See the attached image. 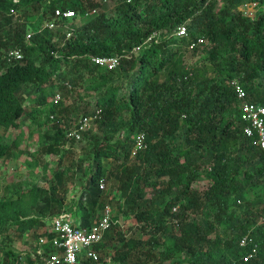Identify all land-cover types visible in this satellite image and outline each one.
I'll list each match as a JSON object with an SVG mask.
<instances>
[{"label": "trees", "instance_id": "trees-1", "mask_svg": "<svg viewBox=\"0 0 264 264\" xmlns=\"http://www.w3.org/2000/svg\"><path fill=\"white\" fill-rule=\"evenodd\" d=\"M250 3L258 5L254 18L239 9ZM106 4L115 5L111 17L101 11ZM52 21L57 25L49 29ZM180 26L187 37L175 36ZM199 38L206 42L189 52ZM12 49L23 59L0 54V162L22 154L16 130L41 116L47 128H40L34 166L49 156L61 165L68 144L82 143L84 157L56 171L50 189L18 184L0 197V264H45L55 250L49 244L44 259L30 254L22 261L10 231L35 238V251L39 229L54 216L78 206L74 227L81 228L106 205L117 209L115 220L136 225L129 237L118 225L105 233L95 247L101 264H108L101 254L116 239L113 264H264V152L244 135L232 85L264 104V0H0V50ZM188 52L196 60L187 65ZM95 57H119L120 65L110 70ZM80 89L94 93L92 111ZM68 97L74 101L67 106ZM89 115L97 116L94 126L82 139L70 138L76 116ZM139 133L148 147L133 158ZM77 176L85 189L66 207L60 189ZM202 181L203 191L194 188ZM255 246L257 256L245 262Z\"/></svg>", "mask_w": 264, "mask_h": 264}, {"label": "built area", "instance_id": "built-area-1", "mask_svg": "<svg viewBox=\"0 0 264 264\" xmlns=\"http://www.w3.org/2000/svg\"><path fill=\"white\" fill-rule=\"evenodd\" d=\"M15 3L18 0H14ZM245 15L250 17H255L258 5L256 3L244 4L239 8ZM97 11L94 9L89 11L86 16L93 15ZM11 14L16 15V11L11 9ZM58 17L63 16V18H73L77 14L73 11L66 12H56ZM56 21L49 22L46 26L49 29H54L56 27ZM158 35H153L147 41L150 43L153 39H156ZM175 36L187 37L188 31L186 26H180L175 31ZM70 37V34L68 35ZM31 38V34L27 36V39ZM205 39L199 38L189 44L188 51L193 52L197 47L204 44ZM0 54L4 56L6 60L18 61L23 59V53L20 49L12 50H0ZM92 61L101 67L107 69H114L120 65L119 57H95ZM232 85L235 88L238 99L240 100V119L243 123L244 135L253 141V145L258 147L262 152H264V104L249 102L247 100V93L245 89L238 84L233 82ZM61 100L60 95H56L54 98V103L57 104ZM97 116H86L81 118L78 123H76V129L69 133L70 138H75L77 140L81 139V133L90 130L94 126ZM134 146L131 151V157L135 158L140 151L146 150L148 145L146 142V136L143 133L136 134L134 136ZM107 186L104 180L100 182V189L106 190ZM176 211V208L174 209ZM114 210L110 205L104 207L101 216L93 221L90 226H85L81 228L74 227V220L71 213L63 211L60 214L54 216L51 221L46 225L45 231L40 233V238L36 244L37 249L31 252V256L35 258L36 256L44 259L46 255L47 245H51L53 252L49 253L47 258H45V264H80L79 255L87 256L89 260L96 264L100 263V253L96 251L95 247L103 240L105 233L113 226L118 225L121 227L120 219L115 220ZM264 221V215L262 220ZM52 233L54 236L50 238L47 234ZM248 243L247 237L242 239L241 245L246 246ZM258 247L255 246L251 252L245 257L244 261L248 262L257 256Z\"/></svg>", "mask_w": 264, "mask_h": 264}, {"label": "rangeland", "instance_id": "rangeland-1", "mask_svg": "<svg viewBox=\"0 0 264 264\" xmlns=\"http://www.w3.org/2000/svg\"><path fill=\"white\" fill-rule=\"evenodd\" d=\"M101 11H105V13L111 17L115 14V5L114 4H106L102 7ZM185 60L187 62V65L190 63H194L196 58L191 53H187ZM79 93L86 98V101H90V105L88 107L89 111H92L94 109L93 101L95 100L94 93H90V97L88 95H85V91L80 89ZM74 99L72 97H68L64 100L65 105H72ZM92 105V106H91ZM31 105L29 104L27 107L29 108ZM39 122L37 124H34L31 120H27L20 128L16 130V133L18 137L20 138L19 134L22 132V139L21 145L19 149L22 152L18 157H14L9 161L0 162V197L14 193L15 188L18 184H23L24 190H27L30 186L33 184H38L40 187L45 189L52 188L53 184L55 182L53 181V176L55 175L56 171H63L65 169H68V167H71V164L77 160H81L82 157H84V154L81 150L82 143L68 144L66 146V149H68L69 153L66 154L65 159L63 160L62 164L60 165V158L55 156H49L45 158H38L39 160L37 165L32 164V160L35 159V154H37V150L39 148V134L40 131L45 130L47 128L44 126L45 120L44 117H38ZM76 119L78 122L80 121L81 117L76 116ZM77 122V123H78ZM76 125V124H74ZM40 128H44L41 130ZM14 133V132H13ZM14 137V136H13ZM15 138V137H14ZM82 139V138H81ZM5 143H10L9 140H5ZM84 145V143H83ZM45 165H47V169H45ZM89 164L86 163L85 166H88ZM78 181L75 179H67V183L65 184L64 188L60 189V195L64 198L66 207L72 205L74 202H78L81 197L84 188L83 182L80 180V177L77 176ZM111 187L110 182L108 183V187ZM207 187V182H197L194 184V188L203 191ZM254 195H251L253 197ZM26 202L28 204H31L33 202V199L31 196L26 197ZM108 199V194L104 195L103 201L106 202ZM88 205V203H87ZM78 210H83L80 207H76L74 212L71 213V216L73 220H76L77 214L80 212ZM99 211V210H98ZM100 212V211H99ZM114 214L118 215L117 209L114 210ZM98 215V212L94 215V218H96ZM117 218L121 219V227L119 229L120 232H124L127 237L131 236L132 234V227H134L136 224L134 219H127V218H120L117 216ZM40 233L45 231V227H42L39 229ZM118 231V230H117ZM15 230L10 231V235H13V242L11 243V247L19 254L22 255V261H25V257L29 256L31 252L33 251L35 247V238H31L28 234L21 238L17 239L15 238ZM123 233V234H124ZM5 235H2L0 238V247L2 246V238ZM120 247V243L118 239L115 241H111L105 250L104 254H101V258L104 260V262L108 264L112 263V258L114 257L115 251ZM0 261H1V253H0ZM100 262L99 264H101Z\"/></svg>", "mask_w": 264, "mask_h": 264}]
</instances>
